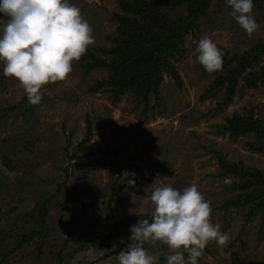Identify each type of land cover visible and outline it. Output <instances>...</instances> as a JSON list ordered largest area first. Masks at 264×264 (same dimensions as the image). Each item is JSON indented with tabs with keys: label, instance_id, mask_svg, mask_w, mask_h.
I'll list each match as a JSON object with an SVG mask.
<instances>
[{
	"label": "rangeland",
	"instance_id": "obj_1",
	"mask_svg": "<svg viewBox=\"0 0 264 264\" xmlns=\"http://www.w3.org/2000/svg\"><path fill=\"white\" fill-rule=\"evenodd\" d=\"M147 1L172 21L185 13L184 5L169 0ZM259 2L260 8L254 7L252 13L259 29L248 36L229 14L226 0H210L206 13L185 35L182 56L172 62L179 86L163 74L156 94H148L145 103L129 91L113 98L107 87L91 90L107 71L86 74L85 61L79 60L65 81L44 86L40 104L31 105L20 84L3 75L0 62L1 264H118L116 257L131 242L130 228L136 223L116 228L111 239L93 238L126 217L151 222L149 197L154 187L171 185L182 191L192 183L211 201L212 223L220 224L230 237L223 247L210 241L198 264H264V223L259 227L257 215L244 223V209L219 208L235 193L224 189L235 179L212 177L219 170L215 152L227 163L264 174V152L246 148L255 140L253 135L231 140L213 134L212 127L242 109H251L252 116L264 123V85L239 91V77L231 99L216 106L223 88L208 90L213 76L201 72L195 51L204 36L237 54L264 42V0ZM69 3L80 8L93 28L95 43L86 52L99 55L97 47L110 46L116 33L112 18L119 13L116 3ZM263 62L262 58L259 64ZM86 121L90 141L72 156V148L84 137ZM102 157L112 166L80 167ZM47 199L43 232L16 249L19 235L38 229L36 211ZM81 235L83 242L71 241ZM144 247L158 255L159 264H166L165 245L145 242Z\"/></svg>",
	"mask_w": 264,
	"mask_h": 264
},
{
	"label": "clouds",
	"instance_id": "obj_2",
	"mask_svg": "<svg viewBox=\"0 0 264 264\" xmlns=\"http://www.w3.org/2000/svg\"><path fill=\"white\" fill-rule=\"evenodd\" d=\"M226 4L248 36L258 31L253 0H226ZM0 20L3 75L20 84L31 105L40 104L44 86L65 81L73 62L95 43L93 28L69 0H0ZM195 51L206 72L222 71L224 52L210 37H202ZM149 200L151 222L139 219L131 226V242L119 251L118 264H159L158 255L150 254L145 242L167 247L166 264H198L210 241L220 247L228 243V233L211 221V201L196 183L182 191L171 185L156 186ZM134 214L138 215L136 210Z\"/></svg>",
	"mask_w": 264,
	"mask_h": 264
},
{
	"label": "trees",
	"instance_id": "obj_3",
	"mask_svg": "<svg viewBox=\"0 0 264 264\" xmlns=\"http://www.w3.org/2000/svg\"><path fill=\"white\" fill-rule=\"evenodd\" d=\"M169 1L175 6L184 5L185 13L176 21L166 17L147 0H114L119 13L112 15L117 27L115 36L109 39L110 46L97 47L99 55L86 52L80 59L85 61L82 67L86 74L94 69L107 71L106 77L97 82L91 90L107 87V91L113 98L129 91L135 100L139 99L145 103L148 94H156L163 74L171 77L179 86L180 82L172 62L182 56L181 46L184 44V37L195 25L197 18L206 13L210 0ZM253 4L257 8L261 6L259 0H253ZM221 50L224 52L222 71L208 73L199 64L202 73L213 76L208 90L223 88L222 100L216 106L224 105L231 99L239 77L241 78L239 91L256 88L257 84L264 85V62L259 64L260 59H264V42L258 41L249 51L242 54ZM253 66L256 67L252 69ZM247 70L249 71L246 72ZM212 127L213 134L217 136L225 134L231 140L251 134L255 140L247 142L246 148L253 153L264 152V123L252 116L251 109H242L241 113L234 112L224 118L222 123L213 124ZM90 137L91 126L90 122L86 121L84 137L72 148V156L90 141ZM213 157L219 170L212 177L223 179L230 176L235 179L224 188L226 191L235 193L219 208L244 209V223L257 215L259 227H261L264 223V174L241 163H227L216 152ZM92 165L104 168L112 166V163L105 162V158L102 157L99 160L91 159L80 167ZM58 189L59 186L54 194L58 192ZM47 201L48 199L44 200L36 211L38 229L19 235L16 249L30 243L43 232ZM125 219V222L121 220L114 223L108 233L98 234L93 239H111L114 237L116 228L137 223L135 218L126 217ZM84 239L85 235H81L78 238H72L71 241L80 243ZM64 246L65 242L63 248ZM36 248L37 256H39L41 245ZM58 258H60L59 255Z\"/></svg>",
	"mask_w": 264,
	"mask_h": 264
}]
</instances>
